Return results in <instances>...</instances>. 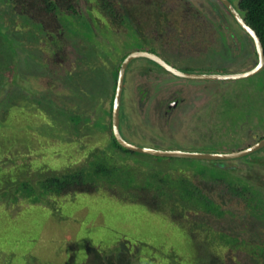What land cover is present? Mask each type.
Listing matches in <instances>:
<instances>
[{"label": "rangeland", "instance_id": "rangeland-1", "mask_svg": "<svg viewBox=\"0 0 264 264\" xmlns=\"http://www.w3.org/2000/svg\"><path fill=\"white\" fill-rule=\"evenodd\" d=\"M116 1L125 21L115 27L98 17L94 1L76 0L74 13L58 12L42 29L0 0V264H101L105 253L119 256L126 245L132 254L121 258L136 251L142 255L139 264H165L168 255L192 264L195 247L179 226L115 196L126 186H146L153 176L186 177L206 188L240 213L236 219H210L212 228L246 242L264 241V208L257 206H264V148L237 160L161 158L125 153L111 134L123 55L147 49L181 72L234 74L257 63L253 42L217 0ZM157 72L164 73L144 58L127 66L120 103L126 141L220 154L264 139V69L232 81L173 80ZM177 98L183 100L180 107L163 117L167 102ZM100 159L110 172L102 181L123 183V190L104 185L93 194L44 196L35 205L10 201L13 188L6 178L12 166L10 171L19 169L13 177L29 176L36 187V173L25 171L31 166L60 172ZM241 186L261 192L258 201H249L250 194L241 197ZM206 251L224 256L223 264H264V253L250 259L242 247L208 244Z\"/></svg>", "mask_w": 264, "mask_h": 264}, {"label": "trees", "instance_id": "trees-1", "mask_svg": "<svg viewBox=\"0 0 264 264\" xmlns=\"http://www.w3.org/2000/svg\"><path fill=\"white\" fill-rule=\"evenodd\" d=\"M90 1L96 3L97 6L94 10L95 13L101 18V20H104V23L109 27H115V25L122 24L125 21V13L120 7H117L120 4L119 1ZM7 2L11 6L14 14L21 18L31 19L39 24L42 29H45V25H47V23L49 24L48 19H56L58 12H65L68 14H70V12L74 13L76 0H7ZM237 10L240 12V15L243 17L246 24L256 32L264 48V0H237ZM97 21L98 20L95 18L92 20V23L96 24ZM88 26L90 25L88 24ZM47 32L50 35L54 34L51 29L47 30ZM52 43L54 44L55 42ZM126 56L123 55L121 60L123 61ZM7 66L8 69H10L9 65ZM116 76L118 77V72L116 73ZM112 138L115 146L123 150L125 153H132L120 147L113 135ZM96 155V153L92 152L91 159ZM94 162L96 161H88L87 166L82 168L75 170L68 169L60 172L42 169L44 166H31L30 169L25 171L27 172L30 170L33 175L36 173L35 175L38 177V180L35 181L37 189L35 185L30 182L29 176L25 177L24 180L22 178L18 179L13 177L12 173L19 171V169L10 171L14 169L12 166L8 171L10 175L7 174L9 176L6 178L8 179L6 180L9 185L8 187L13 188V198L10 199V201L14 204L21 200L30 205H35L41 203L40 200L44 196L63 197L75 193L93 194L101 190L102 188H100V186L104 185H106L107 189H110L113 186H118L117 188L123 190V183H119L118 181L106 183L102 181V178H105L110 174L104 159H100L97 163ZM53 163L60 162L56 161ZM49 171L51 173H49ZM140 173L138 172L137 175ZM162 177H148L149 181L146 186L142 183L139 185L126 186L124 188L125 190L127 189L126 191H121L119 194H115V196L123 202H138L147 207L150 211L168 217L170 221L179 226L187 234L192 246L195 247V255L192 258V264L224 263V256L218 255V253L217 255H209V252L206 251L208 244L219 246L222 249L242 247L243 250H248V257L250 259L258 256L260 252L264 253V241L261 243L246 242L244 239L232 234V231L226 232L223 231V229H216L214 226V228H212L211 225L208 224L210 219L220 222L221 220H226L228 218L236 219L239 217L238 215L240 213L237 214L233 210L226 208L222 199L220 200L219 198L214 197L206 188L204 189L201 186L194 184L186 177H180L177 180L178 183H176L177 181H172L169 176ZM134 179L135 178L133 177L132 181ZM137 179L140 180L141 178L137 177ZM160 181L162 182L161 184L159 183ZM149 187H151V191H146L145 189H148ZM241 189L242 191L239 195L244 197V195L250 194V198L247 195L249 201H252V199L255 198L258 201L256 195H261V192L255 189L252 190V192H248L247 186H241ZM138 190L145 191L141 192V194H136ZM8 193L9 189L4 194ZM172 199H174V203L171 201ZM249 201L244 202L248 207L251 205ZM255 206L256 205H254V207ZM257 206L260 209L264 208V206L259 205V203H257ZM261 215L264 216V213ZM125 244L127 243H124V245ZM123 253L128 256L127 245L122 249L121 253H119V256L118 253H114L117 256H111L113 254L105 253L102 258L103 263L101 264H120L121 260H123L122 264H139L138 260L142 257L141 254H138L135 251L134 255L136 256L132 258H121ZM145 261H148V259ZM165 264H181V261H179L176 256L168 255V262H165Z\"/></svg>", "mask_w": 264, "mask_h": 264}, {"label": "water", "instance_id": "water-1", "mask_svg": "<svg viewBox=\"0 0 264 264\" xmlns=\"http://www.w3.org/2000/svg\"><path fill=\"white\" fill-rule=\"evenodd\" d=\"M219 1L227 9V11L230 13L234 21L237 23V25L253 42V46L255 48V52L257 55L256 66L247 72L234 73V74L185 73L178 71L177 69L169 66L160 57L156 56L153 53L147 51H141V50L131 52L121 62L118 71V77H117L113 105H112V112H111L112 134L118 145L123 149L134 153H140V154L150 155L153 157H161V158H185V159H197V160H208V161H226V160H234V159H240L246 157L264 148V139H262L243 150L229 152V153H220V154L177 151V150H161V149H153V148L151 149V148L139 147L126 141L120 132V103L122 98L125 73L127 66L130 64L131 61L135 59H139V58L149 59L157 63L158 65L163 67L166 71L170 72L172 75L176 77H180L184 79H194V80L232 81V80L247 79L260 73L264 69V48L260 41V38L257 36L256 32L246 24L243 17L235 9V7L232 5L230 1L228 0H219Z\"/></svg>", "mask_w": 264, "mask_h": 264}, {"label": "flooded vegetation", "instance_id": "flooded-vegetation-1", "mask_svg": "<svg viewBox=\"0 0 264 264\" xmlns=\"http://www.w3.org/2000/svg\"><path fill=\"white\" fill-rule=\"evenodd\" d=\"M220 4H221V6L223 7V9L229 14V16L232 18V16L230 15V13L227 11V9L222 5V3L219 1V0H217ZM228 1H230L231 3H232V5L235 7V9L237 10V2L235 3V1L234 0H228ZM238 11V10H237ZM239 12V11H238ZM240 13V12H239ZM232 20L234 21V19L232 18ZM235 22V21H234ZM236 23V22H235ZM237 24V23H236ZM138 51H140V50H138ZM141 51H147V52H149L147 49H143V50H141ZM151 53V52H150ZM154 54V53H153ZM156 55V54H155ZM157 56V55H156ZM159 57V56H158ZM144 59H146V58H144ZM162 59V58H161ZM149 60V59H148ZM163 60V59H162ZM151 61V60H150ZM164 62H166L165 60H163ZM153 62V61H152ZM153 63H155V62H153ZM167 63V62H166ZM158 67H160L162 70H163V72L165 73H161V72H157V74H164V75H167V76H169V77H172L173 78V80H174V78L176 77V76H174V75H172L170 72H168V71H166L163 67H161L160 65H158L157 63H155ZM169 66H171V67H173V68H175L174 66H172V65H170L169 63H167ZM257 64V63H256ZM256 64H255V66H256ZM255 66H253L251 69H253ZM120 68V67H119ZM176 69V68H175ZM251 69H249V70H251ZM178 70V69H177ZM249 70H247V71H249ZM119 71V70H118ZM150 72H151V70H149ZM179 71V70H178ZM148 73V72H147ZM186 73V72H185ZM196 74H201V73H196ZM229 74V73H228ZM231 74V73H230ZM257 75V74H256ZM255 76V75H254ZM253 77V76H252ZM178 78H180V77H178ZM251 78V77H250ZM124 81H125V79H124ZM182 101L183 100H180V98H177V99H173V100H171V101H168L167 102V104H166V106H165V109H163V112L161 113L160 112V114L163 116V117H167L166 115H169L170 113H171V111L172 110H175L177 107H180V104L182 103ZM167 120H169V119H167ZM111 131H112V129H111ZM113 135V134H112ZM253 145V144H252ZM251 146V145H250ZM249 147V146H248ZM185 151H186V149H184ZM191 152V151H190ZM132 153H134V152H132ZM140 154V153H139ZM251 155H253V154H251ZM248 156H250V155H248ZM247 157V156H246ZM243 158H245V157H243ZM182 159H185V158H182ZM240 159H242V158H240ZM234 160H237V159H234Z\"/></svg>", "mask_w": 264, "mask_h": 264}]
</instances>
